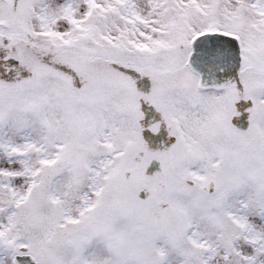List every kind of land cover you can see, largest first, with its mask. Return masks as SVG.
I'll return each mask as SVG.
<instances>
[{"label":"snow or ice","instance_id":"obj_1","mask_svg":"<svg viewBox=\"0 0 264 264\" xmlns=\"http://www.w3.org/2000/svg\"><path fill=\"white\" fill-rule=\"evenodd\" d=\"M0 264H264V0H0Z\"/></svg>","mask_w":264,"mask_h":264}]
</instances>
